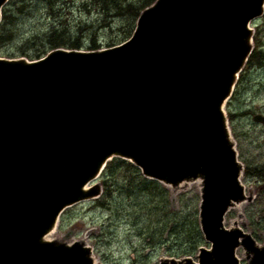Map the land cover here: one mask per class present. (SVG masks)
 Listing matches in <instances>:
<instances>
[{
    "label": "water",
    "instance_id": "obj_1",
    "mask_svg": "<svg viewBox=\"0 0 264 264\" xmlns=\"http://www.w3.org/2000/svg\"><path fill=\"white\" fill-rule=\"evenodd\" d=\"M263 15L264 0H157L119 45L0 57V264H97L85 239L50 235L67 208L102 194L96 181L114 157L174 194L199 184L211 248L200 247L199 262L160 264H241V246L264 264V244L225 227L227 212L255 196L224 109Z\"/></svg>",
    "mask_w": 264,
    "mask_h": 264
},
{
    "label": "rangeland",
    "instance_id": "obj_2",
    "mask_svg": "<svg viewBox=\"0 0 264 264\" xmlns=\"http://www.w3.org/2000/svg\"><path fill=\"white\" fill-rule=\"evenodd\" d=\"M82 1L55 0L51 8L52 1L49 4L46 0H9L1 22L4 23L6 14V37L0 56L30 60L46 56L53 50L49 36L53 23L58 21L60 28L67 26L71 38H79L82 50H94L93 40L100 49L130 38L124 40L133 27L127 25L130 18L106 21L92 8L81 7ZM251 27L255 48L259 42L264 52V16L254 20ZM225 110L239 159L249 172L242 175V181L255 196L253 201L232 208L225 225L237 223L263 244L264 124L255 122L253 117L264 115V60L260 65H246ZM253 170L259 173L254 174ZM132 174V170L130 173L123 167L108 171L107 187L101 183L103 193L110 198L107 204L100 205L93 199L67 208L51 237L70 242L85 239L94 248L96 262L103 264H160L164 257L195 258L199 247L208 246L199 224L198 182L175 195L169 188L166 195L150 191L143 196L138 190L129 195L131 185L127 182L135 180ZM237 255L242 264H249L243 248L238 249Z\"/></svg>",
    "mask_w": 264,
    "mask_h": 264
},
{
    "label": "trees",
    "instance_id": "obj_3",
    "mask_svg": "<svg viewBox=\"0 0 264 264\" xmlns=\"http://www.w3.org/2000/svg\"><path fill=\"white\" fill-rule=\"evenodd\" d=\"M52 1L51 8H53V4L55 0H46ZM156 0H83L81 2V7H87V9H93L95 12H98L102 16H104V19L106 21H111L116 18H134L132 21L128 19L127 25L130 26L133 24V27L129 30V34L126 36L124 40H126L128 37H130V34L134 28V20L138 18L141 14V11H143L148 6L152 5ZM7 15L4 14V23L0 25V46H2L3 43H5V37L4 36V28H5V22ZM60 22L58 21V24ZM57 23H53V27L51 28L50 36H49V44L52 46V48H58V47H69L70 49H81V44L79 43V38H71L69 32H67V26L65 25V28H60ZM123 40V41H124ZM257 49L253 51L251 54L247 65H260L262 61L264 60V52L260 48L259 42H257ZM113 46V44L111 45ZM91 49H98V46L95 44L93 40V46ZM38 58V57H37ZM40 58V57H39ZM234 115H232L233 117ZM117 167H123L126 171L134 175L135 180L127 182L130 184V188L128 189V194L133 195L135 194L134 190H138L141 192L143 196H147V193L152 192H160L161 194L166 195L168 192V189L165 185L162 183L152 180L149 178H146L144 175H142L141 170L135 166L133 163H131L128 160H124L121 158H114L110 162H108L107 166L105 167V170L102 172L101 176V183H104V186L107 187L108 185V171H114ZM249 173V172H248ZM254 174L259 173L253 172ZM138 178H136V176ZM262 176V175H261ZM264 188V187H263ZM110 198L108 197L107 193H103L99 198H97L95 201H97L100 205L107 204V201Z\"/></svg>",
    "mask_w": 264,
    "mask_h": 264
}]
</instances>
